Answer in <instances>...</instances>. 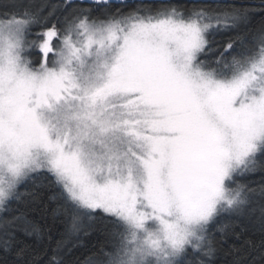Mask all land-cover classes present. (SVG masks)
Listing matches in <instances>:
<instances>
[{"label":"snow or ice","instance_id":"snow-or-ice-1","mask_svg":"<svg viewBox=\"0 0 264 264\" xmlns=\"http://www.w3.org/2000/svg\"><path fill=\"white\" fill-rule=\"evenodd\" d=\"M253 15L228 0L0 5V264H217L229 222L264 232ZM218 33L232 35L213 48ZM245 243L264 264V240Z\"/></svg>","mask_w":264,"mask_h":264},{"label":"trees","instance_id":"trees-1","mask_svg":"<svg viewBox=\"0 0 264 264\" xmlns=\"http://www.w3.org/2000/svg\"><path fill=\"white\" fill-rule=\"evenodd\" d=\"M9 2V0H0V5ZM15 2L19 5H32V4H42L46 2V0H15ZM229 3H234L236 5H245L247 7H250L254 15L251 18L252 26L258 27L261 20L264 19L259 13L262 10V0H228ZM232 35V33H218L215 34L211 39L213 40L212 47L216 48L220 45H223L227 39L228 36ZM33 38V37H30ZM39 55L38 49H30L28 53V58L30 60L35 61ZM218 53L212 52L209 53L208 56L203 57V59H206L208 61H213ZM241 182H246V177H240L239 178ZM21 191H25V189L22 187ZM227 222V221H226ZM230 226L228 229H226L228 235L223 238L221 242V251L218 254L217 257V264H236L237 259L241 258L242 264H260V258H261V250L257 247L254 250L249 248L248 245L245 243V241H252L253 244L259 245L261 240H264V232L261 231L260 225L257 221L254 220H248V219H239V220H233L232 222H229ZM46 226L52 229L53 235H56L57 233V225L53 224L51 218L49 217ZM234 234H239L240 238L236 239ZM217 238H221L220 233H216ZM96 237H93L90 243H95ZM89 243V242H86ZM239 249V252L232 253V249ZM86 252V248L80 247L73 251L72 257H81ZM250 252L251 255L248 256L247 260H243V256L247 255V253ZM0 258H2V254H0Z\"/></svg>","mask_w":264,"mask_h":264}]
</instances>
